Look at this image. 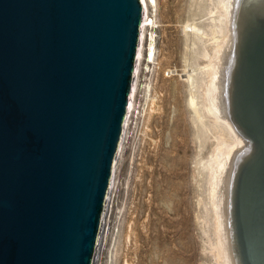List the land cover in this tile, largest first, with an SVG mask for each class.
Returning a JSON list of instances; mask_svg holds the SVG:
<instances>
[{
    "label": "water",
    "instance_id": "95a60500",
    "mask_svg": "<svg viewBox=\"0 0 264 264\" xmlns=\"http://www.w3.org/2000/svg\"><path fill=\"white\" fill-rule=\"evenodd\" d=\"M148 58L143 0H0V264H105Z\"/></svg>",
    "mask_w": 264,
    "mask_h": 264
},
{
    "label": "rangeland",
    "instance_id": "374dc122",
    "mask_svg": "<svg viewBox=\"0 0 264 264\" xmlns=\"http://www.w3.org/2000/svg\"><path fill=\"white\" fill-rule=\"evenodd\" d=\"M145 1L148 6L149 19L154 20V23L150 25V27L149 24L146 25V35L148 39L147 45L149 42L150 34H152L154 46L156 45L155 59L153 62L155 61L156 62L154 63L155 66L153 62L151 63V68H150L151 70L149 72L146 68L105 264H168V263L174 264L173 256H172V248L179 246V244H175V243L163 244L164 240L162 239V233L169 230L170 228H171L170 230H172L175 227L181 225H187V228H189L187 234V236H189L187 237L189 254L191 253L189 264L192 263L219 264V261L216 259L217 256H215L216 255L215 252H217L215 245L216 244L215 233L214 230H212L214 229L213 222L215 216V212H214L215 207L212 202V195H210L212 194L213 191L211 184L212 183L211 169L213 164L212 157H213V151H215L214 149L219 138L218 135L219 130L218 128L217 129L215 128L216 127L215 123L219 127H223L226 131H228L229 136H231V133H229V129L226 123L223 121V119L218 118L216 114H213V112L208 111L206 109V106L202 104V102L204 103L203 95H204L205 85L204 82L201 81V77L204 78L205 76L206 78V75L201 74V70L198 69L199 66L193 67V65H191V64L196 65L195 63L200 65L204 64L205 62L208 61V57H209V56H204V51H206L207 53H211L213 51L212 47H214L215 45L214 43L216 38L213 35H211L212 33H210L209 35L208 33L212 31V28L210 26L213 25L214 23L213 18H215L214 16L217 15L215 11L210 12L211 9L215 10L214 8L215 0H174V1L154 0V2L153 0L152 1L145 0ZM200 13L202 15H200ZM255 16L256 15H254L252 23H254V25L257 26L260 24L261 19ZM189 17L190 18L192 17V20L196 21V26L194 28L193 26H189L188 28H186L187 26L185 24L187 23V20H189ZM203 25H205L206 28L200 27ZM185 29L186 31L187 30L190 31L184 32ZM215 35L217 37L218 34L215 33ZM211 36H213L214 38ZM190 37L193 38L191 39ZM202 37L204 39H202ZM246 40L247 41L249 40L248 42L245 41V43H247L245 45L248 46L250 43V39L247 38ZM185 52H187L188 56H186ZM194 68H197V71L194 74L197 73L198 74L196 75L197 78L195 76L193 79H195L197 83L198 81H200L197 84L198 86L196 85V88L198 87L197 88L198 92H196V95H198L199 97V99H197V102L202 117H200L197 111L189 104L190 92H189V88H188L189 85L186 80V76L188 75V72L189 71L192 72ZM180 82H182V84ZM146 84L150 85V90H149L150 92L146 91L145 88ZM166 86L168 87V89L166 88ZM147 95L154 96L155 99L153 100L151 96L146 97ZM180 96L181 98H179ZM239 100H240V95L238 100L236 101V103L238 104L237 110H239V104H240ZM165 112H167L168 114ZM165 114H167L168 116ZM183 138L185 140L187 139L188 143L191 142L188 146V149L186 150V153L176 150L179 144L182 142ZM201 140L205 142L204 145L202 146L200 145ZM192 142H194V144ZM242 144L243 143L241 142L240 145ZM165 148H167L166 151L162 152L165 150ZM209 153H211L210 156ZM169 156H171L172 158ZM163 157L165 160H163ZM143 158L145 161L143 160ZM158 162H160V164ZM182 162L185 166L182 165ZM197 165L199 166L197 167ZM201 166L202 168H200ZM173 168L174 169L177 168L178 171L180 170L179 172L183 174V177L178 176L176 177L177 179L175 177H170L172 171L174 170ZM164 170H166L167 173ZM162 173L164 176H166V179L162 175ZM146 175L148 176V178ZM196 178L198 179V181ZM145 181L147 182V184ZM181 181H183L188 187H190V190L186 198L187 213L185 215V218L182 217L181 213L175 215V211L173 209L175 207L174 204L175 194L171 188L179 187V183H181ZM162 182L164 183L162 184ZM165 182L168 184H166ZM195 183L197 185H195ZM202 186H203V190H202ZM192 195L193 197H191ZM158 208H160V210ZM153 209L156 213L153 211ZM161 209L163 212L161 211ZM178 209L181 208L179 207ZM165 214L168 215V217ZM169 214L171 215V217H169L170 216ZM192 217L195 218L196 221ZM169 218L171 219V221L169 220ZM200 220H202V222ZM177 221L180 222L177 223ZM157 224H158V228L156 227ZM193 224L198 228L197 227L195 228ZM198 225L201 227V229L199 228ZM147 229L149 230V232ZM144 231L145 232L147 231L146 232L147 234ZM148 238L150 239V241ZM149 244L151 246H149ZM176 264H180V261H177Z\"/></svg>",
    "mask_w": 264,
    "mask_h": 264
},
{
    "label": "bare ground",
    "instance_id": "6f19581e",
    "mask_svg": "<svg viewBox=\"0 0 264 264\" xmlns=\"http://www.w3.org/2000/svg\"><path fill=\"white\" fill-rule=\"evenodd\" d=\"M153 2H154V0H153ZM143 4H144V14H145V25L149 24V27H150V25H152L154 23V20L149 19L148 6H147V3L145 0H143ZM213 4H214V2H213ZM214 8H215V10L211 9L210 12L215 11V13H217V15L216 16L213 15L215 17V18H213L214 23L212 26H210L212 28V31L208 33V35L210 33H212L211 35H213L216 38L215 43H214L215 45H214V47H212L213 51L211 53H207L206 51H204V56H209L208 61L205 62L204 64L200 65V64L195 63L196 65H194V64H191V65H193V67L199 66V68L198 67L197 68L201 70V74L206 75V78H205V76H204V78L201 77V81H203L204 85H205L204 95H203L204 103L202 102V104L204 106H206V109L208 111L213 112V114H216L218 116V118L223 119V121L226 123V125L229 129V133H231V136H229L228 131H226L223 127H219L215 123V126H216L215 128L216 129L218 128V130H219V134H218L219 138H218V142L216 143V146L214 149L215 151H213L212 169L210 167V169L212 170V173H211L212 183L211 184H212V188H213L212 194H210V195H212V202H213V205L215 207V211H214L215 216L213 215L214 216V222H213L214 223V229H212V230H214L215 238H216V244L215 245H216V251L217 252H215L216 253L215 256L218 257V258L216 257V259L219 261V264H264V159L262 161L263 165H261V163H260L259 166H256L254 168L255 169L254 172L258 175V177L254 178L252 180L253 181L252 185L248 184L249 176L247 177V179H245V175H246L247 170L249 168H251V166H253L257 162V160L260 158L261 155L264 156V141H263L260 133H258L256 131V128H255V125L258 124V121L253 119L252 115L249 112L248 106L244 102V98L250 96L252 91H253V86H252L253 81L252 80H254V76H253V71L250 70L249 60L251 59V57L253 55L254 49H255L257 42H258V39L260 38L261 34L264 31V0H215ZM200 15H202V14L200 13ZM254 15H256L255 17H259L261 19L260 24L257 26H255L254 23H252ZM195 17H196V15H195ZM210 17H211V15H210ZM185 25L187 26L186 28H188L189 26H193V28H194L196 26V21L192 20V17L191 18L189 17V20H187V23ZM200 27L204 28L205 25L200 26ZM200 27H198V28H200ZM207 30H209V29H207ZM187 31H190V30H187ZM187 31L185 29L184 32H187ZM195 31H197V30H195ZM215 33L218 34L217 37H216ZM191 34H193V33H191ZM202 36H203V34H202ZM213 36H211V37H213ZM188 37H189V35H188ZM195 38H196V36H195ZM247 38L250 39V43L248 46L245 45V44H247V43H245V41H247L246 40ZM202 39H204V38L202 37ZM147 41H148V39H147ZM147 46H148V56H149L148 64H147V70L149 72L151 70L150 69L151 63L155 59V52H156L155 51L156 45L154 46L152 34H150V38H149V42H148ZM260 47L262 49H264V46H260ZM185 53H186V56H188L187 52H185ZM232 53H234V54H232ZM231 54H232V56H231ZM255 58H257L258 60L255 61L254 73H257L260 64L264 63V54L262 53L260 56H257L255 54ZM205 60H207V59H205ZM155 62H153V64ZM154 66H155V64H154ZM197 68H194L192 70V72H190V71L188 72V75L186 76V80L188 82V85H189L188 88H189V92H190L189 104L197 111L198 115L200 117H202V114L198 108V102H197V99H199V97H198V95H196V92H198L197 91L198 87L196 88V85L200 81H198V83H197L196 80L193 79L198 74V73L194 74L197 71ZM196 78H197V76H196ZM198 78H200V77H198ZM180 83L182 84V82H180ZM239 86H240V88H239ZM161 87H163V86H161ZM145 88H146L147 92H150L149 91L150 90L149 84H146ZM166 88L168 89L167 86H166ZM177 88H179V87H177ZM239 95H240V100H239L240 104H239V110H237L238 104L236 103V101L238 100ZM150 96L151 95H149V96L147 95L146 97H150ZM151 98L153 100L155 99L154 96H151ZM179 98H181V96ZM179 101H180V99H179ZM184 103H185V101H184ZM161 112H162V110H161ZM165 113H167V112H165ZM167 114H165V115H167ZM186 118H187V116H186ZM157 119H158V117H157ZM183 125H184V123H183ZM167 126H168V124H167ZM184 127H185V125H184ZM184 129H186V128H184ZM174 130H176V129H174ZM158 134H157V136H158ZM176 134H178V133H176ZM177 137H178V135H177ZM179 137H180V135H179ZM241 142L243 143L242 145H240ZM190 143H188L187 139L185 140L183 138L182 142L179 144V146L176 150L181 151L183 153L184 152L186 153V150L188 149V146ZM192 143L194 144V142H192ZM204 143L205 142L201 140L200 145L202 146V145H204ZM170 146H172V145H170ZM166 149L167 148H165L164 151H162V150L161 151L165 152ZM210 154L211 153H209V156H210ZM160 155H161V153H160ZM172 156H174V155H172ZM169 157H171V156H169ZM143 160H144V158H143ZM163 160H165L164 157H163ZM183 162H182V165H184ZM158 163L160 164V162H158ZM166 163H168V162H166ZM198 166L199 165H197V167ZM200 168H202V166ZM187 170H188V168H187ZM202 170H204V169H202ZM164 171H166V170H164ZM179 171L177 170V168L174 169L172 171L170 177H175V178L178 176L183 177V174L180 173ZM195 171H198V170H195ZM166 173H167V171H166ZM149 174H152V173H149ZM162 175H163V173H162ZM154 176H155V174H154ZM209 176H210V174H209ZM251 176H252V172L250 173V177ZM164 177L166 179V176H164ZM147 178H148V176H147ZM144 179H145V177H144ZM178 179H180V178H178ZM166 181H169V180H166ZM197 181H198V179H197ZM163 183L164 182H162V184ZM146 184H147V182H146ZM166 184H168V183H166ZM171 185H172V183H171ZM195 185H197V184L195 183ZM249 188H251V191L248 190ZM171 189L174 191V194H175V203H174L175 207L173 208L175 211V215L181 213L182 217L185 218V215L187 213L186 198H187V194L190 190V187H188L183 181H181V183H179V187H174ZM204 189H206V188H204ZM202 190H203V186H202ZM154 191H155V189H154ZM158 195H161V194H158ZM199 196H201V195H199ZM199 196H197V197H199ZM191 197H193V195ZM210 198H211V196H210ZM151 204H152V202H151ZM188 205H190V204H188ZM157 207H159V206H157ZM179 207L181 209H178ZM211 207H213V206H211ZM192 208H194V207H192ZM158 209L160 210V208H158ZM153 211H154V209H153ZM161 211H162V209H161ZM164 211H166V210H164ZM160 214H162V213H160ZM166 216L168 217V215H166ZM169 217H171V215ZM193 217H194V214H193ZM195 217H196V215H195ZM172 219H173V217H172ZM193 219H195V218H193ZM196 219H197V217H196ZM196 219H195V221H196ZM200 219H201V217H200ZM169 220L171 221L170 218H169ZM170 221H169V223H170ZM200 221L202 222V220H200ZM179 222L177 221V223H179ZM190 222H192V221H190ZM158 224H159V221H158ZM158 224H157V226L155 225L157 228H158ZM148 225H150V224H148ZM167 225H168V223H167ZM193 226H195V225L193 224ZM188 227H190V226H188ZM196 227L197 226H195V228ZM159 228H161V227H159ZM164 228H166V227H164ZM199 228L201 229L200 226H199ZM170 229L162 233V239L164 240L163 244H168V243L179 244V246L172 248L173 263L176 264L177 261H180V264H189L190 255H191V253L189 254V246H188V241H187V237H189V236H187L189 228H187V225H181V226L175 227L172 230H170ZM194 231H192V232H194ZM148 232H149V230H148ZM161 232H162V230H161ZM196 234H198V233H196ZM145 236H147V235H145ZM191 239H192V237H191ZM149 241H150V239H149ZM149 246H151V245L149 244ZM203 254H205V253H203ZM197 258H200V257H197ZM214 259H215V257H214Z\"/></svg>",
    "mask_w": 264,
    "mask_h": 264
}]
</instances>
